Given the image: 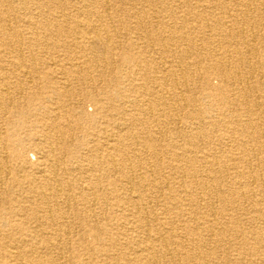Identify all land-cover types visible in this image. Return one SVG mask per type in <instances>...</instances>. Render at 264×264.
Returning <instances> with one entry per match:
<instances>
[{
  "label": "bare ground",
  "instance_id": "6f19581e",
  "mask_svg": "<svg viewBox=\"0 0 264 264\" xmlns=\"http://www.w3.org/2000/svg\"><path fill=\"white\" fill-rule=\"evenodd\" d=\"M222 2L196 0L208 9L196 14L191 0L179 7L162 4L167 12L158 11L153 22L175 19L174 24L137 37L120 55L118 67L109 69L111 57L84 59L71 46L82 53L90 36L111 46L110 32L118 31L101 28L102 19L114 17L111 0H0V43H7L0 54L9 56L0 64V222L11 231L0 229V264H264V113L259 112L264 73L254 63L260 30L236 38L244 25ZM15 3L45 11L49 19L33 31L15 29L9 36L2 28ZM237 6L243 15L258 10L252 4ZM53 7L82 8L88 18L98 9L99 15L79 21L65 12L57 19L48 13ZM245 24L244 30L253 25ZM197 27L211 31L213 46L218 44L199 46L193 34ZM150 43L161 45L163 70L154 69L153 82L166 95L136 84L129 99L131 91L122 79L136 73L121 66L134 61L150 75L149 51L143 52ZM41 44L52 52L65 48L74 57L70 73L85 85L83 93L72 90L68 77L54 76L66 74L65 60L52 62V73L40 75L34 47ZM97 64L106 68L99 73L107 79L105 85L103 77L89 79L86 72L88 65ZM194 76L203 81L201 88L190 85ZM38 81L53 87V95L44 100H56L55 109L39 113L43 117L37 115L41 106L32 95ZM126 99L134 111L125 107ZM84 100L96 105L95 113L84 109ZM63 108L67 116H61ZM154 110H160L159 125L171 127L161 130L159 142L144 127ZM70 136L79 137V143H71ZM222 139L230 140L232 149H215V141L221 144ZM81 149L91 154L80 160ZM143 150L152 153L156 164ZM30 153L39 160L33 161ZM162 158L168 170L159 174ZM8 159L16 170L9 179ZM12 230L21 232V238L15 240ZM69 251L70 257L65 255Z\"/></svg>",
  "mask_w": 264,
  "mask_h": 264
},
{
  "label": "rangeland",
  "instance_id": "374dc122",
  "mask_svg": "<svg viewBox=\"0 0 264 264\" xmlns=\"http://www.w3.org/2000/svg\"><path fill=\"white\" fill-rule=\"evenodd\" d=\"M112 1L113 0H111V6L109 9V12L113 13L114 17L111 18L112 20L109 19L108 17H105L104 19H102V22H101V28H103V29L113 28V29H116L118 31L117 34L113 30L110 32V37L112 38L111 46H108V44L104 45L99 39H97L95 37H91V36H90V40H89L90 42L88 43V45L84 46L82 53H78V51H80V49H81L80 47L78 48L75 45L71 46L72 50L76 51V54H78L80 56L83 55L84 59H89L92 57H94L95 59L111 57L112 61H108L109 62V64H108L109 69H112L113 67H115L116 65H118L121 62L120 61L121 60L120 55L124 51H126L127 48H130V45L133 42L137 41V37H140L143 34H146L147 32L150 33L152 28L156 29V27L159 25L163 26V24H165L166 26L167 25L172 26V24H174L175 19L171 20V22L169 21L168 22L169 24H167V22L162 21V20L157 19V18L153 22L152 17L154 15H156V13H158V11H162L164 13L167 12L164 10V8H163L164 5H162V4H167V6H170V7L171 6L179 7V6H183V1H185V0H166L164 3H161V2L150 3V2H146L145 0H123V1L120 0L117 3L112 2ZM204 1H205V3H207L211 0H204ZM221 2H222V0H221ZM191 3L193 4L192 10L195 12V14L201 13L202 11L205 12V10H208L207 8H205L203 6L198 7L196 4V0H191ZM224 3L226 5L225 9L227 11H231L236 16L239 15L238 18L236 19V23L238 22L237 24L245 26L246 25L245 21H247V20H248V22L253 24L251 27H247L245 30H244V26H243V29L240 30V33L236 34V38L242 39L248 33H251V31L253 32V31L260 30V36H258L257 40L254 42V44L256 45L255 48L257 50L255 53L256 58L254 57V59L256 61L254 59L253 60H254L255 65L258 66L262 70V72L264 73V36L261 37V35L264 34V32H263L264 31V8H263L264 7V0H262V1H258V0H224ZM237 3H240V5L241 4H252L253 6L257 7L258 10L255 9L253 12H250L248 15L247 14L243 15L242 14L243 12L239 11V8H242V7L241 6H237L238 8L235 7V5ZM15 4H16L15 9L7 12L8 20L3 24V28H2L4 30V32L9 33V36L15 32L14 31L15 29H18L23 34H25L28 31H33V28H35V26L38 27L37 25L41 24V22L44 19H46V18L49 19V15L46 14L45 11H42V10L38 11L36 9L34 11H30V10H26L24 8H20V5L18 6L17 3H15ZM142 7L145 11L141 15V12H139V11L142 9ZM235 8H237V10H235ZM50 12L54 13V15L57 16V19H62L63 18L62 16H64L63 14H65V12H67L68 14L71 15L72 19L73 18L76 19V16H79L78 17L79 21L80 20L86 21L87 19H91V18L96 19L97 15H99L98 9H95V11H93L94 15L88 18L86 16V14L81 13V12H83L82 8L80 10H78V9H74V7H68V8H66V7L65 8L53 7L52 9L48 10V13H50ZM191 15L192 14L190 13L189 16H191ZM177 16L181 19L182 18L184 19V14L181 12H178ZM17 17H19L20 19H17ZM192 17L195 20V18H194L195 15H193ZM30 19H32L34 21V24H30V21H29ZM72 19H69V20L72 21ZM141 19H143V20H141ZM141 21L143 22V24L139 28L138 25H139V22H141ZM226 21L228 24L229 18L226 19ZM62 23H64V22H62ZM67 23H69V22H67ZM229 29H231V28H229ZM193 34H194L195 40L197 41L199 46L203 43L204 44L208 43L213 48L214 46H216L218 44V41H215L214 46H213V40H210V36H209L212 33L209 30H204V28L197 27V28H195V31L193 32ZM118 37H120V38H118ZM150 44H152V46L151 45L146 46V47H144V50H143V52L147 51V50L150 52V53L148 52V54H147L149 57H148V60L146 61L147 67L151 70V72H149V73H151L150 75L147 74L145 72V70L140 72L142 67L140 68L139 66H136L134 61L133 62H127L126 64H123L121 66V68H124V69L133 68L135 73H136L133 76H132V74H130L129 76L125 75V76H123V79H122V85H124L125 87H129V89L131 91L130 92L131 96L129 99H133L134 95L136 94V92L133 93V91H134L133 89H135L134 86L136 84L138 85L136 87H139V86L143 87L144 85H146L147 87H152V88L156 89V91L159 90V93L166 95L165 90L161 89V87H156L158 84H155L153 82L154 81V74H155L154 71L157 68H159V66H160V71L163 70V65L161 63L162 55L160 52V50L162 51L161 45L156 44V43H150ZM153 45L155 46L154 51L151 50L154 47ZM133 46L134 45H132L131 48ZM211 46L206 45L207 48H210ZM6 47H7V43H5V44L3 43V45H1V43H0V49H3V51H7ZM176 50L177 49L174 47L172 49L171 54L172 55L176 54ZM210 50H208L206 52H211ZM25 51H28V49L25 48ZM66 51H67V49L65 50V48H62V49L58 48L57 51L52 52L51 49L46 48V46H44L43 44H41L40 46L34 47V52H35V54L38 55L37 61L40 62L38 70H40L39 71L41 73L40 75L46 76L48 72L52 73V66H53L52 62H55V61L59 62L61 60H65V62L67 63L66 67L68 70V71L66 70V74L62 75V74L54 73V76L57 78V80H59L61 77H64V76L68 77L73 84L72 90H74L77 94H81L85 90V89H83V88H85V85H81L79 83L77 74L70 73L71 70L75 68L74 67L75 60L72 59V58H74L73 56L69 57L68 51L67 52ZM206 52H203L202 57ZM6 59H9L7 52H2L0 54V64H5V62H3V61H6ZM243 63H239V67H240V69L244 70L243 65H242ZM116 67H118V66H116ZM85 69L89 75V79H94V80L101 79L103 77V75L100 76L99 73L103 70H106V68L102 67L100 64L91 65V66L88 65ZM257 73H258V71H257ZM145 75H146V79L144 77ZM161 75H162V73H161ZM50 76H52V74ZM104 79H105V81H104V85H105L107 82V79L106 78H104ZM53 80L56 81L55 78ZM261 80L264 81V78L263 79L261 78ZM38 82H39L38 87H37V89H35V92L32 95H34V97L37 98V102L40 103V106H41V109H39L36 113L38 116L43 117L39 113L43 112L45 109L48 111L50 106H53L55 109L54 103L56 102V100L53 99L50 101L49 100L45 101L43 98L44 96L49 95V94L53 95V93H54L53 87L47 88V83L45 84V83L40 82V81H38ZM167 82H168L167 84L169 87L170 82L169 81H167ZM202 82L203 81L201 80L200 77L194 76L190 81V85L194 86V87L201 88ZM215 82H216V80H215ZM131 85H134V86H131ZM89 88L90 87H86L87 90ZM124 104H125V107L128 109V111H130V112L134 111L133 107L131 106L132 103H130L127 99L124 101ZM83 105H84V109L88 113L93 114L96 112V105H94L91 101H85L84 100ZM24 106H27V105H24ZM262 107H263L262 110L261 109L259 110L260 113L261 112L264 113V100L262 102ZM63 109L60 112L61 116H67L66 109H64V110ZM159 113H160V110H158V111L154 110L153 118L152 117H151V119L148 118V122L144 126L145 128L149 129L152 133H154L156 135V136L154 135V138H155V140L157 138V141L159 140L158 138H160L162 135V133H160L161 130H164L166 127L171 128L170 125H163V124H161V126L159 125L160 120L162 119V118H160ZM214 114H216V112H214ZM146 117H147V115H146ZM262 124H263L262 126L264 129V119L262 121ZM222 130L223 129H221L219 132H221ZM126 131H130V130H126ZM221 134H222V132L219 133V135H221ZM167 137H168L167 139H169L170 136H167ZM68 140H70V142L73 144L79 143V137H77V136H70ZM180 140L181 141H179V142H182V139H180ZM222 140L225 142H222L221 144H219L220 141L219 142L217 140H216L217 142L215 141V143L213 144L215 149H219L221 146H224L225 148H228V149H232L231 144H229V142H231L230 140H227V139H222ZM199 146L203 147L204 145L201 143V144H199ZM135 147L136 146L133 145L131 148L132 154H133V148H135ZM80 151H81L79 154L80 160H83L82 156H85V154H91V152L88 149H81ZM143 153H144V157L148 158L147 160L151 161L152 163H155V159L152 158V153L150 151H146V150L144 151L143 150ZM5 155H6V153H5ZM30 157L33 161L39 160V157L34 153H30ZM8 161H9V163H6V166L4 165V167L5 168L8 167L11 169L12 173L11 174L7 173L5 175V177H7L9 179V178L15 177L16 170L14 168L13 162L10 159H8ZM135 161H137V159L132 157V163L134 162V164H136ZM157 162L160 164V166H162L159 174L164 173L168 170V168H167L168 163L166 162L165 158L159 159ZM83 166L85 167V169H88L86 160L83 161ZM6 170H7V168H6ZM78 190H81V189H78ZM108 209H110V207H109V205H106L105 210L108 211ZM17 220L19 222H21L20 219H16V221ZM250 225H252L250 222L249 223L247 222L245 224V226L247 228H250ZM0 229H1V232L3 234L11 232L8 229V227L3 226L1 224V222H0ZM75 234H76V232L73 233V236ZM15 235H18V236H15ZM11 236H13V238L15 240H17V239L21 238L22 233L17 231V230H12ZM65 255L70 257L72 255V253L69 251V252L65 253Z\"/></svg>",
  "mask_w": 264,
  "mask_h": 264
}]
</instances>
